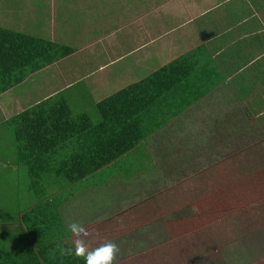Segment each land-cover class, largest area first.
I'll use <instances>...</instances> for the list:
<instances>
[{"label":"crops","instance_id":"0c3cea01","mask_svg":"<svg viewBox=\"0 0 264 264\" xmlns=\"http://www.w3.org/2000/svg\"><path fill=\"white\" fill-rule=\"evenodd\" d=\"M13 9L30 11L34 28L47 24L52 40L75 51L35 73H41L45 93L34 87L25 97H0V125L61 95L72 108H79L77 116L90 117L99 103L179 60L189 65L191 74L160 99L174 108L173 118L193 119L222 111L221 116L228 114V119L237 113L242 119L264 121V0H18ZM9 22L6 18L5 23ZM35 91L36 98L30 96ZM2 131L0 127V155L4 154L0 174H8L15 184L16 169L22 168L18 174L23 178L30 177L29 170L16 164L17 151L5 144ZM37 155L44 163L43 153ZM47 173L51 178V172ZM53 186L60 191L56 183ZM29 193L32 198L34 192L29 189ZM86 195L62 210L65 232L70 233L69 210ZM9 196L0 194V246L8 237L12 246L13 234L7 237L4 232L19 221L15 211V218L2 224L3 201L7 203ZM28 203L23 211L30 210L34 201ZM66 239L71 244L75 240L72 234Z\"/></svg>","mask_w":264,"mask_h":264},{"label":"rangeland","instance_id":"374dc122","mask_svg":"<svg viewBox=\"0 0 264 264\" xmlns=\"http://www.w3.org/2000/svg\"><path fill=\"white\" fill-rule=\"evenodd\" d=\"M34 87L45 93L41 73L18 91ZM166 104L158 100L140 115L109 159H102L106 166L152 137L147 149L160 167L155 178H116L118 189L107 201L84 196V203L69 210V222L90 230L85 237L90 249L115 242L120 251L114 264H264V121L237 113L228 119L222 111L221 119L207 112L177 119ZM190 129L195 133L190 135ZM16 172L15 184L0 174V194L11 195L3 201V225L15 211L25 210L29 199L35 202L34 195L29 197V177L19 175V168Z\"/></svg>","mask_w":264,"mask_h":264},{"label":"trees","instance_id":"16d2710c","mask_svg":"<svg viewBox=\"0 0 264 264\" xmlns=\"http://www.w3.org/2000/svg\"><path fill=\"white\" fill-rule=\"evenodd\" d=\"M3 2L0 6V97L10 98L15 94L25 97L30 88L24 92L18 90L31 75L71 56L75 48L52 40L46 31L48 25L43 22L42 27L34 28L30 11H14L13 4L18 0ZM6 18H10L9 23H5ZM22 19L24 24L23 21L20 23ZM16 21L18 23H14ZM190 74L189 65L182 60L176 61L99 103L96 114L90 117L85 113L77 116L75 112L79 108H72L61 95L56 99L49 98L10 120H2L0 127L5 144L16 149V164L29 170L28 183L35 202L30 210L18 212V223L5 229L7 237L12 233L15 241L12 246L9 237L1 242L0 264H83L82 258L62 256L59 252L60 245H71L66 239L71 233L65 232L62 210L69 202H78L79 195L88 192L102 202L107 201L106 197H111L118 189V180L155 178L160 167L147 149L153 143L152 137L138 146H130L127 154L106 166L102 159H109L113 148L120 146L118 142L121 144L125 130L132 128L140 115ZM79 107L84 111L83 106ZM96 116L100 117L99 121L94 120ZM38 153L48 159L47 168ZM53 169L56 171H51ZM47 171L51 172V178ZM120 171L127 176L120 177ZM53 172L63 175L65 182L62 184L60 179L63 177L57 178ZM53 181L59 192L53 189ZM94 202L99 204V201ZM87 206L95 207L92 203Z\"/></svg>","mask_w":264,"mask_h":264},{"label":"clouds","instance_id":"9594fccd","mask_svg":"<svg viewBox=\"0 0 264 264\" xmlns=\"http://www.w3.org/2000/svg\"><path fill=\"white\" fill-rule=\"evenodd\" d=\"M68 231L76 237L71 245H60L62 256H75L83 259V264H114L119 246L112 241L102 243L99 247L90 249L85 237L91 235L90 230L82 222L70 221L67 223Z\"/></svg>","mask_w":264,"mask_h":264}]
</instances>
